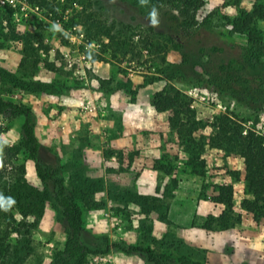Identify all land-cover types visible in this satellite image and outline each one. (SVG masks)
I'll list each match as a JSON object with an SVG mask.
<instances>
[{
  "label": "rangeland",
  "instance_id": "rangeland-1",
  "mask_svg": "<svg viewBox=\"0 0 264 264\" xmlns=\"http://www.w3.org/2000/svg\"><path fill=\"white\" fill-rule=\"evenodd\" d=\"M224 1L205 0L202 15L210 21L212 42L243 43L226 21L237 10ZM256 1L243 0L242 7L251 11ZM151 12L145 0H46L43 7L0 0V67L7 72L0 95L34 110L43 161L82 207L86 243L93 250L110 247L88 264H154L116 243L151 247L166 264H264V222L255 223L241 208L243 181L234 184L233 198V217L241 222L228 229L215 220L207 225L225 209L213 202L217 186L232 182L229 171L243 170L240 156L213 145L218 119L230 116L245 133L264 134V109L188 84L182 76L190 72L177 68L187 44L183 35L165 9L157 10L156 25ZM27 39L33 42L26 47ZM134 63L144 71L131 76ZM17 80L38 91L17 87ZM166 87L185 96L190 112L182 118L198 123L193 145L152 107L154 94ZM21 125V118L0 115V184L20 178L26 202L37 203L39 214L16 213L12 224L34 225L30 236L13 232L10 238L20 264H50L67 235L52 189L21 147ZM156 156L162 164L171 158L170 174L156 169Z\"/></svg>",
  "mask_w": 264,
  "mask_h": 264
},
{
  "label": "trees",
  "instance_id": "trees-1",
  "mask_svg": "<svg viewBox=\"0 0 264 264\" xmlns=\"http://www.w3.org/2000/svg\"><path fill=\"white\" fill-rule=\"evenodd\" d=\"M141 1L136 0L138 4ZM145 1L152 9H165L172 28L183 35L182 38L187 44L180 50L183 59L177 68H185L190 72L182 76L188 84L194 87H211L222 99H233L250 108L264 109V29L261 27V23H264V2L256 1L252 10L248 11L242 7L243 0H225L224 6H231L237 10L233 18L226 17L231 33L242 37L244 42L239 44L223 40L220 44L212 42L211 37L214 32L210 21L202 15L205 0ZM31 3L43 7L46 0H31ZM11 17L10 13L7 18ZM23 38L22 36V40ZM32 42L27 39L24 45H31ZM192 42L195 43V47ZM234 51L236 54L232 55ZM6 75V70L0 67V78ZM16 85L28 91H38L36 88L30 89L18 80ZM184 97L176 88L166 87L153 96L152 106L159 114L168 115L170 127L176 130L183 143L193 145L195 144L193 134L198 128V123L192 119L182 118L183 114L186 116L190 112ZM0 115L22 119L21 147L34 161L37 176L42 184L53 191L60 223L67 239L64 246L56 250L50 264H88L91 255L109 253L110 247L106 250H93L86 243L83 237L85 225L82 207L69 195L65 179L44 163L43 144L36 133L37 116L34 110L29 106L5 100L0 95ZM217 129L216 136L212 140L213 145L240 156L243 159V170L229 171L232 182L217 186V195L213 202L223 205L225 209L216 219L211 217L207 225L210 226L215 220L218 225L228 229L241 222L240 216L233 217L234 184L240 181L245 185V199L241 208L252 216L255 223L261 224L264 222V134L254 130L245 133L242 124L234 121L230 116L220 117ZM201 149H204L203 145ZM171 163V158H168L167 164H162L158 160L155 162L156 169L170 174ZM205 167L206 164L203 162L202 168ZM20 169L21 173L25 174V167L22 166ZM20 181L22 180L18 178L10 186L0 184V199L3 201L0 206V264H10L12 258L17 259L14 260L15 264L21 263L19 250L13 245V238L10 237L13 232L30 236V229L34 225L27 221L18 225L12 224L16 213L22 214L24 218L39 214L37 203L26 202L28 197L21 192L24 184ZM9 200L13 201L10 205ZM114 247L126 254L143 255L150 263L166 264L164 260L156 257L151 247L125 246L121 243L114 244ZM177 264L201 263L183 259Z\"/></svg>",
  "mask_w": 264,
  "mask_h": 264
},
{
  "label": "clouds",
  "instance_id": "clouds-1",
  "mask_svg": "<svg viewBox=\"0 0 264 264\" xmlns=\"http://www.w3.org/2000/svg\"><path fill=\"white\" fill-rule=\"evenodd\" d=\"M142 2H143V0H142ZM150 20H151V23L153 25H156L158 23L157 10L155 8L152 9V12L150 14ZM11 203H13V201L9 200L8 204L10 205ZM2 204H3V201H2V199H0V206H2Z\"/></svg>",
  "mask_w": 264,
  "mask_h": 264
},
{
  "label": "built area",
  "instance_id": "built-area-1",
  "mask_svg": "<svg viewBox=\"0 0 264 264\" xmlns=\"http://www.w3.org/2000/svg\"><path fill=\"white\" fill-rule=\"evenodd\" d=\"M4 3V2H3ZM68 56V55H67ZM134 65H135V70H130L129 72H130V75L131 76H133L134 74H136V73H142L143 71H144V68H143V66H136V64L134 63ZM70 66H73V64L72 63H70Z\"/></svg>",
  "mask_w": 264,
  "mask_h": 264
},
{
  "label": "crops",
  "instance_id": "crops-1",
  "mask_svg": "<svg viewBox=\"0 0 264 264\" xmlns=\"http://www.w3.org/2000/svg\"><path fill=\"white\" fill-rule=\"evenodd\" d=\"M159 92V91H158ZM157 93V92H156ZM155 93V94H156ZM154 94V95H155ZM153 107V106H152ZM153 109H154V107H153ZM154 111L158 114V115H162V116H165V115H167V114H159L155 109H154ZM168 116V115H167ZM168 122H169V117H168V120H167ZM137 128H139V125L137 126ZM151 147H154L155 146V144H152V145H150ZM156 159V160H155ZM158 159H159V157L158 156H156V157H154L153 158V160L156 162V161H158Z\"/></svg>",
  "mask_w": 264,
  "mask_h": 264
}]
</instances>
